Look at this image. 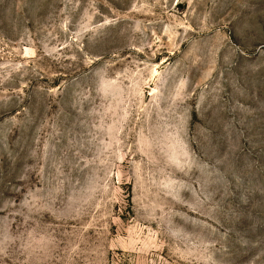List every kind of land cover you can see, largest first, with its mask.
I'll return each instance as SVG.
<instances>
[{"label":"rangeland","instance_id":"374dc122","mask_svg":"<svg viewBox=\"0 0 264 264\" xmlns=\"http://www.w3.org/2000/svg\"><path fill=\"white\" fill-rule=\"evenodd\" d=\"M0 264H264V0H0Z\"/></svg>","mask_w":264,"mask_h":264}]
</instances>
